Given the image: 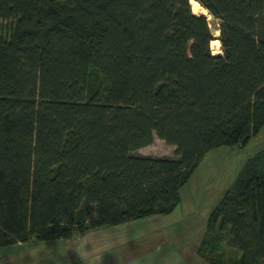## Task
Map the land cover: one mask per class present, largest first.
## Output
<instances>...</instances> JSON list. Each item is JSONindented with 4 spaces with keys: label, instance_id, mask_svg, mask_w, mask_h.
I'll return each instance as SVG.
<instances>
[{
    "label": "trees",
    "instance_id": "1",
    "mask_svg": "<svg viewBox=\"0 0 264 264\" xmlns=\"http://www.w3.org/2000/svg\"><path fill=\"white\" fill-rule=\"evenodd\" d=\"M194 1L217 38L191 0H0V246L168 214L206 153L264 128V0ZM154 136L174 156L137 152ZM197 252L264 260V148Z\"/></svg>",
    "mask_w": 264,
    "mask_h": 264
},
{
    "label": "rangeland",
    "instance_id": "2",
    "mask_svg": "<svg viewBox=\"0 0 264 264\" xmlns=\"http://www.w3.org/2000/svg\"><path fill=\"white\" fill-rule=\"evenodd\" d=\"M202 11V7L197 8L195 14L207 16L214 34V30L218 29L216 28L217 21L208 18V15ZM214 36L217 38V35ZM216 41L219 43L218 46L211 45L214 54L221 51L220 42ZM92 76L94 77L91 79L93 86L96 85L97 80L95 73ZM262 148H264V128L243 148L219 147L205 154L189 181L180 189V204L184 216H193L196 220V223L191 226L195 230H190L193 238L196 233L204 231L206 217L230 187L245 160ZM174 149L173 145L166 144L154 136L151 144L138 149L137 152L144 155L172 157ZM79 238L80 235L75 234L66 239L3 245L0 246V264H77V261L76 263L75 261L68 262V256L71 260L75 259V256H82L77 248ZM227 250L233 251L230 247Z\"/></svg>",
    "mask_w": 264,
    "mask_h": 264
},
{
    "label": "crops",
    "instance_id": "3",
    "mask_svg": "<svg viewBox=\"0 0 264 264\" xmlns=\"http://www.w3.org/2000/svg\"><path fill=\"white\" fill-rule=\"evenodd\" d=\"M182 211L179 204L168 214H153L80 234L77 248L82 256L66 258L77 264H209L197 252L203 230L193 238L190 230H195L191 226L196 220Z\"/></svg>",
    "mask_w": 264,
    "mask_h": 264
},
{
    "label": "bare ground",
    "instance_id": "4",
    "mask_svg": "<svg viewBox=\"0 0 264 264\" xmlns=\"http://www.w3.org/2000/svg\"><path fill=\"white\" fill-rule=\"evenodd\" d=\"M191 6H192V8H193V12L195 13V11L197 10V8H201L200 7V5H199V3L197 2V1H194V0H191ZM202 13H206L207 15H208V18H212V16L211 15H209L208 13H207V11L204 9V8H202ZM213 26V25H212ZM217 28V27H216ZM219 34V29H215L214 30V35H218ZM219 41V40H218ZM213 44H216L217 46H218V42L216 41V40H213L212 41V43H211V45H213Z\"/></svg>",
    "mask_w": 264,
    "mask_h": 264
}]
</instances>
